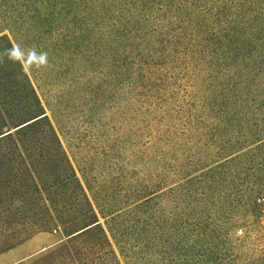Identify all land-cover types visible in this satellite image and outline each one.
Returning a JSON list of instances; mask_svg holds the SVG:
<instances>
[{"label":"rangeland","instance_id":"1","mask_svg":"<svg viewBox=\"0 0 264 264\" xmlns=\"http://www.w3.org/2000/svg\"><path fill=\"white\" fill-rule=\"evenodd\" d=\"M13 43L48 54L52 127L17 129L38 115L5 54L0 253L57 231L22 264H264V0H0ZM67 159L104 212L74 239Z\"/></svg>","mask_w":264,"mask_h":264},{"label":"trees","instance_id":"2","mask_svg":"<svg viewBox=\"0 0 264 264\" xmlns=\"http://www.w3.org/2000/svg\"><path fill=\"white\" fill-rule=\"evenodd\" d=\"M18 65H19L20 75L23 76V78L25 79L26 86L29 92L28 99L30 100V106L28 107V111H29L28 113L31 116L38 115L33 118V119L37 118L35 121L25 126H30L33 124L47 121L52 127V123L45 111L44 105L42 104V99L38 93V90L35 88L33 82L31 81L28 72H25L26 69L24 71L22 70L20 63H18ZM67 163H68L67 166L71 173V179L74 187V196L83 205V208L80 213L81 220L80 222H78V220H71V219L64 220L63 217L58 212H54L53 215L55 219L58 220L60 227L63 226L65 228H67V226L72 227V230L67 233V236L69 237V239H74L78 236L85 235L88 230L100 226L99 215L103 216L104 212L96 202V197L93 193L92 190L93 188L89 180L84 177L82 181V179L78 176L73 165L70 163L68 159H67ZM188 258L193 259L192 256H188Z\"/></svg>","mask_w":264,"mask_h":264},{"label":"crops","instance_id":"3","mask_svg":"<svg viewBox=\"0 0 264 264\" xmlns=\"http://www.w3.org/2000/svg\"><path fill=\"white\" fill-rule=\"evenodd\" d=\"M64 240L65 237L57 231L36 234L27 241L0 253V264H22Z\"/></svg>","mask_w":264,"mask_h":264},{"label":"clouds","instance_id":"4","mask_svg":"<svg viewBox=\"0 0 264 264\" xmlns=\"http://www.w3.org/2000/svg\"><path fill=\"white\" fill-rule=\"evenodd\" d=\"M13 63H20L22 70L31 71L33 68L41 69L49 66L48 54L46 52H37L35 48H31L27 54L23 51L21 46L13 43L12 47L0 52V63H3L4 57Z\"/></svg>","mask_w":264,"mask_h":264},{"label":"water","instance_id":"5","mask_svg":"<svg viewBox=\"0 0 264 264\" xmlns=\"http://www.w3.org/2000/svg\"><path fill=\"white\" fill-rule=\"evenodd\" d=\"M36 119H37V118H36ZM36 119H32V120H30L29 122L24 123L23 125L17 127V129H19V128H21V127H23V126H25V125H27V124H29V123L35 121ZM9 133H10V132H9ZM9 133H4V134H2L0 137H3V136H5V135H7V134H9Z\"/></svg>","mask_w":264,"mask_h":264}]
</instances>
